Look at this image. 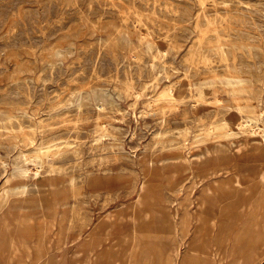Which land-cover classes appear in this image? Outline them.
I'll return each mask as SVG.
<instances>
[{
	"label": "rangeland",
	"instance_id": "1",
	"mask_svg": "<svg viewBox=\"0 0 264 264\" xmlns=\"http://www.w3.org/2000/svg\"><path fill=\"white\" fill-rule=\"evenodd\" d=\"M202 6L251 16L254 52L232 50L264 81V0H0V193L26 169L14 182L39 202L18 214L32 226L30 247L11 248L0 264L110 263L103 252L119 264H230L241 224L221 230L218 219L212 253L190 246L199 192L227 196L224 182L252 190L248 229L262 249L245 234L240 255L259 251L254 264H264V84L260 95H233L217 77L202 91L207 67L220 64L218 26L196 25ZM247 104L254 113L239 111ZM169 211L185 234L166 230ZM139 235L149 245L137 247ZM93 238L102 239L96 251Z\"/></svg>",
	"mask_w": 264,
	"mask_h": 264
},
{
	"label": "bare ground",
	"instance_id": "2",
	"mask_svg": "<svg viewBox=\"0 0 264 264\" xmlns=\"http://www.w3.org/2000/svg\"><path fill=\"white\" fill-rule=\"evenodd\" d=\"M203 3H205V2L202 1V4ZM201 8H202V10H200L201 12L196 14V20H197L196 25L200 29H202L204 25H207V26L216 25V26H218V27L214 28L212 32H215V35L217 38V45H215L216 47L215 46L214 47L217 49L218 54H219V58H220V64L219 65H216V66L211 65V66L207 67L206 70L208 72L213 73V75L208 77V78H205L204 81L200 84V86L202 87V91L204 90L203 88H205L204 86L208 83L206 81V79L212 80L215 78L217 79V77H219L224 81V83L231 86L230 91L232 92L233 95H238V93L240 91H243V89L244 90L245 89L255 90L260 95L261 92H263L262 89H263L264 81L261 79L258 82H255L251 77H249L246 73L252 72V70H253L252 69V67H253L252 62L246 60V58L239 60L237 58L238 53H236L235 51L232 50V47H235V50L236 49H243L244 51L248 50L249 54H251V55L254 52V51L252 52V50L256 46L254 41L259 39L258 37H260V36H257V34H255L253 31V28L251 26V21H250L251 16L249 14L245 13L244 10L241 9V7H237V8H235V10H232L228 6L219 7V8L215 7L214 12L209 11L207 9V7H204V6H202ZM198 41H199V39H198ZM211 42L215 43V41H212V40H211ZM195 47H196V45H195ZM194 50H193V52H194ZM244 53H246V52H244ZM195 56H197V54ZM206 57H208V54ZM192 60H190V62ZM208 60H206V61H208ZM123 61H125V60H123ZM194 63H195V61H194ZM192 66H193V63H192ZM196 67H199V66H196ZM197 73H198V71H197ZM252 74H253V72H252ZM255 76H257V75L255 74ZM217 80H219V79H217ZM247 82L251 83L250 87H245V83H247ZM237 85H239V86H237ZM240 85H242V86H240ZM212 87H211V89H212ZM171 90H172L171 88L168 89L165 93H163V95L169 94ZM205 94H208V93H205ZM251 94H252V92H251ZM203 95H204V92H203L202 96ZM200 98H203V97H200ZM261 98H262V96H261ZM203 99H205V98H203ZM253 101H254V99H253ZM210 102H212V101H210ZM248 104L246 106L239 107V109H240L239 111L243 112V114H244V111L254 113L255 111H254L253 106L248 105ZM228 107L230 109V106H228ZM260 116H261V114H252V115H248L245 117H248V120L253 122V121H258L260 119ZM244 122L240 123L241 126H244V125L245 126H251L253 131H255L256 126H258V125L251 123V122H250L251 124H249V123H247L248 121H246V124H244ZM225 133H227V132H225ZM231 133H233V132L231 131L229 133V136L232 135ZM256 133H258V132H256ZM232 136L234 137L235 135H232ZM41 159H39V162L35 163L36 164L35 175H40L41 170L44 167V162ZM27 172L28 171L26 169H24V170L20 171L18 174H15V172L10 174L8 176V180H10V182L12 181V183L10 184V186L5 187L3 189V191L0 193V262L4 261L6 259V255H8L11 248L18 247V246H20V247L29 246L30 247V245H27L26 240L29 238V235L31 236L33 234L32 226L27 225V224L26 225L23 224L20 221V219L18 218V214H19V211H21V209L24 208L26 205H30L32 202H36V204L39 205V202L36 199L32 200L30 194H32L33 191L30 190V185L27 184V182H22V180H20L19 182H14V180H17L18 178L24 176ZM262 177H264V175H262ZM235 182L241 184L237 180ZM220 184H221V186H219V187L223 188V190L228 188L227 190L229 191V194L227 196L225 194L221 193V191L218 192L219 196L217 194L215 195L212 191L214 188L215 189H217V188L212 187V186L205 187L204 189H202L199 192L198 201L200 202V207L198 205V208H200V209L197 208L198 214L196 215V221L199 222V224L196 228L195 235L193 237L192 242L190 243V246L192 248H194L195 251H201L204 254L212 253L213 246L211 244L209 237H210V232H212L211 230L215 227L216 222H218L217 220L219 219L218 223H219L221 230L223 229V226L225 225L226 221H229V222L234 223V224H241L240 229L237 231V234L235 236L234 245L232 246V251H231L232 260H231L230 264H254L255 257H256V255H259V251L251 252L245 258H243L240 255V251L242 249L241 248V240H242L243 236H245V234H249V235L253 236L254 240L258 244V249H262V245L259 241V237L250 234L249 229H248L249 224L251 223V220H252V219H248V217H247L249 209L252 206V201L250 200L251 196H252V193H251L252 190H250V189L241 190L238 188H236V190H234V189L231 190V188L233 186L231 183L224 182V183H220ZM209 212L212 213V216L210 218L207 217V215L209 216ZM176 214H177V212H176ZM193 215H194V213H193ZM176 216L177 215H175L169 211L167 213V216H166V219L164 222L166 230L169 231L171 233V235H173L174 237L179 235V232H181L182 234H185L188 231V229L186 231V228L178 225V221H177ZM182 217H183L182 223H185V221L189 217V215L184 213V214H182ZM93 239L94 240L92 242L91 247H92V250L96 251L98 249V247H101L102 239L101 240H99L97 238H93ZM146 242L147 241H145V238L139 235L138 242L136 243V246L140 247V246L149 245V243H146ZM33 244H34L33 249L35 251V260L34 261L37 263L40 259H42V257L45 254L44 250H43V243H42V240L39 238V239L33 240ZM117 255L110 257L109 254H105V252H103L101 257H102V259L104 257H107L108 261L110 262L108 264H119V260L117 258ZM99 258H98V260H99ZM96 262L98 264H103L102 260L96 261ZM161 264H172V263L170 261H168L167 259L163 258L161 260Z\"/></svg>",
	"mask_w": 264,
	"mask_h": 264
}]
</instances>
